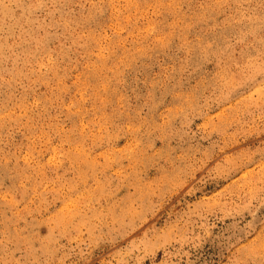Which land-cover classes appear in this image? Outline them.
I'll return each mask as SVG.
<instances>
[{"label":"rangeland","instance_id":"rangeland-1","mask_svg":"<svg viewBox=\"0 0 264 264\" xmlns=\"http://www.w3.org/2000/svg\"><path fill=\"white\" fill-rule=\"evenodd\" d=\"M0 264H264V0H0Z\"/></svg>","mask_w":264,"mask_h":264}]
</instances>
